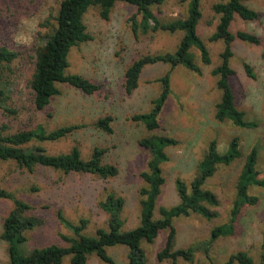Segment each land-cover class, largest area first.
I'll return each instance as SVG.
<instances>
[{"label":"rangeland","instance_id":"obj_1","mask_svg":"<svg viewBox=\"0 0 264 264\" xmlns=\"http://www.w3.org/2000/svg\"><path fill=\"white\" fill-rule=\"evenodd\" d=\"M221 1L224 0H200L201 17L196 31L209 51L210 63H202L199 50L191 46L190 52L200 72L184 65L171 68L161 62L147 64L142 68L138 86L131 93L124 89L127 67L143 55L174 51L183 31H135L134 20L139 21L141 16L134 5L126 2H116L107 18L101 17L98 5L90 6L83 20L91 39L71 48L66 72L82 75L98 84L99 89L87 94L69 84L59 83V94L44 109L35 110L30 103L27 85L33 71L34 45L43 42L42 38L49 29L47 23L54 22L60 0H0V45L19 53L18 62H15L18 74L7 85L15 93L9 99L11 104L4 103L17 108L18 113L9 114L0 107V129L5 126L1 132L7 134L34 128L38 124L46 131L76 125L77 128L59 139L30 142L25 146L31 149L41 145L49 154L66 153L76 146L83 158H88L94 147H100L105 149L103 161L118 168L115 176L104 179L93 174L64 173L39 165L28 170L15 160L0 159V187L27 202L31 209L26 215L36 216L41 221L26 231L27 241L21 245L24 253L52 243L68 244L61 235H74L59 221V210L69 222L87 220L84 234L93 235L96 229L106 228L108 215L99 203L110 192L124 199L121 213L124 229L135 227L139 222L140 200L143 198L141 189L147 187L141 173L147 170L149 159L148 150L139 144V140L151 134L168 135L177 140V144L166 148L169 160L162 164L165 182L156 199L155 218L159 217L160 206L178 203L176 179L190 185L211 140H215L219 152H224L232 137L239 138L240 157L229 164L217 165L203 184L218 199L216 206H209L216 216L206 219L190 213L175 218L177 247L207 240L213 227L228 221L237 178L253 146L258 152L256 170L264 179V0H246L259 17L253 21L236 18L230 28L232 32L250 31L260 38L259 45L235 40L230 60L235 70L229 78L235 104L243 111L246 120L256 122L252 128L239 127L227 119L221 121L215 117L221 90L217 87L218 76L211 71L221 61L224 44L222 40L211 41L209 37L215 31L219 17L212 8L213 4ZM187 2L165 0L151 9L160 21L185 18ZM243 62L253 67L255 78L246 76ZM165 73H169L171 91L158 115V128L147 130L133 119V115L149 111L161 90L159 78ZM104 116L111 118L110 133L95 126V122ZM249 193L258 196V202L242 207L232 235L218 237L211 244L210 256L219 264L239 250L246 251L255 264H264V187L251 186ZM13 208L12 200L0 198V234L2 221ZM166 235L167 231L161 230L153 242H142L148 264H189L182 258L157 259ZM106 253L111 262L91 254L87 264H129L128 247L125 245L109 246ZM8 261L7 243L0 237V264ZM60 264H72L70 256L66 255ZM193 264H209V259L199 250L194 253Z\"/></svg>","mask_w":264,"mask_h":264},{"label":"trees","instance_id":"obj_2","mask_svg":"<svg viewBox=\"0 0 264 264\" xmlns=\"http://www.w3.org/2000/svg\"><path fill=\"white\" fill-rule=\"evenodd\" d=\"M126 2L134 5L141 18L134 20V30L141 32L149 30H162L173 33L177 30L183 31L176 49L172 52L146 54L135 59L125 70L124 89L131 93L137 86L142 68L147 64L161 62L175 67L184 65L195 72H200L190 52L191 46H195L200 52L201 62L209 64L211 59L204 41L197 34L196 26L201 17L200 0H188L185 18L160 21L153 13L152 6L159 5L165 0H60L54 22L47 23L48 30L43 36L42 43L34 45L33 71L27 81L30 90V103L35 110H42L50 104L51 100L59 94V83L69 84L82 92L92 94L99 89V85L88 80L80 74H68V56L71 48L91 39L83 15L93 5L100 7V15L107 18L112 6L118 2ZM246 0H224L213 4V10L219 15L215 31L209 40H222L224 48L220 53L221 61L215 66L211 73L218 76L217 87L221 90L220 101L216 104L215 117L218 120H229L234 125L245 128L256 126L255 121L244 118L243 111L235 104V97L229 78L235 73L230 64L233 56L232 44L240 40L253 45L260 44L257 34L246 31H231V25L236 18L253 21L259 17L256 10L249 7ZM18 51L5 45H0V107L9 114H17L18 109L6 104L14 95V90L9 89L11 79L18 74L15 62H18ZM244 73L249 78H255L253 67L247 62L242 64ZM161 90L153 99L149 111L133 115V119L144 125L147 130L158 128V115L165 100L170 94L169 73L159 78ZM7 82V83H6ZM5 83V84H4ZM9 104H11L9 102ZM111 118L104 116L95 122V126L110 133ZM0 129V159L15 160L20 166L32 170L35 166L50 167L64 173L93 174L100 178L113 177L118 173L114 164L103 161L104 148L94 147L88 158H83L79 149L73 146L68 152L61 154H49L41 145L29 149L25 145L30 142H43L56 140L72 130L76 125H64L50 131L38 124L34 128L19 129L11 133L3 134ZM139 144L148 150L149 159L147 170L141 173L147 183L146 188L141 189L143 198L140 200L139 222L131 229H124L121 213L124 207V199L116 196L113 192L107 194L99 206L107 215V227L96 229L93 235L83 233L87 220L80 219L78 223L66 220L61 210L57 217L63 225L69 228L74 236L61 235L67 241L66 246L55 243L35 247L28 254L24 253L21 245L27 241L26 231L38 226L41 221L33 215H26L31 206L22 199L16 198L13 192L0 187V198L13 201L14 208L2 221L1 239L7 243L9 261L2 264H60L62 259L70 256L72 264H87L91 254L97 255L104 261L111 262L106 248L122 244L128 247L129 264H148L142 242L151 243L161 230L167 231L164 246L157 252L159 261L165 259L176 260L182 258L193 264L194 253L201 250L209 259V264H219L210 256L212 242L221 236L234 233V223L244 205H254L259 198L249 193L251 186L264 187V179L258 176L256 170L257 147L253 146L246 155L241 172L236 182V195L232 203L227 222L219 224L210 230L207 240L191 243L187 247H177V230L173 220L179 216H187L196 213L210 219L216 216V212L209 206H216L218 199L216 195L203 187L205 180L210 177L216 166L229 164L240 157L239 138L232 137L224 152L216 148L215 140H211L206 154L198 162L197 174L190 185L177 178L175 189L179 198L178 203L169 207L158 208L159 217H154L156 199L165 182L162 164L169 160L166 148L177 144V140L168 135L151 134L139 140ZM255 264L252 257L246 251H236L229 255L222 264Z\"/></svg>","mask_w":264,"mask_h":264}]
</instances>
